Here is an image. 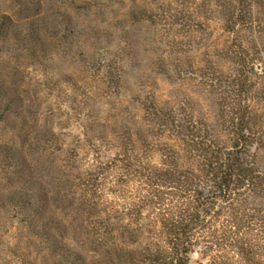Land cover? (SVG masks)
Returning <instances> with one entry per match:
<instances>
[{
  "label": "rangeland",
  "instance_id": "1",
  "mask_svg": "<svg viewBox=\"0 0 264 264\" xmlns=\"http://www.w3.org/2000/svg\"><path fill=\"white\" fill-rule=\"evenodd\" d=\"M217 9L214 0H0V23L7 16L0 26V264H59L53 234H36L32 225L41 230L44 222L53 233V218H78L75 198L85 190L108 202L122 189L130 193L134 184L120 172L87 182L98 161L131 146L155 164L166 147L182 151L173 132L157 133L152 106L204 122L226 143L230 114L248 104L262 131L250 152L264 169V31H244L243 46L257 60L251 89L239 98L232 36ZM10 153L24 163L18 170L34 180L31 191L45 199L48 217L24 222L2 205ZM246 206L263 215L264 196L249 194ZM256 219L246 228L262 244L254 259L235 248L194 247L187 264H264ZM70 235L64 242L79 250Z\"/></svg>",
  "mask_w": 264,
  "mask_h": 264
},
{
  "label": "trees",
  "instance_id": "2",
  "mask_svg": "<svg viewBox=\"0 0 264 264\" xmlns=\"http://www.w3.org/2000/svg\"><path fill=\"white\" fill-rule=\"evenodd\" d=\"M214 1L224 30L232 36L229 57L237 64L232 81L237 82L235 95L241 98V93L251 89L250 75L257 60L243 46L242 38L244 31H264V0ZM4 18L0 26L6 24ZM11 105L12 98L7 99L4 109ZM152 107L157 133L173 132L182 142V151L166 147L155 164L147 157L143 160L131 146L111 160L98 161L86 181L93 186L104 176L120 172L134 184L130 193L122 189L119 200L108 202L85 190L75 198L78 218L68 222L53 218V233L44 222L41 230L32 225V231L53 234L59 264H187L194 247L213 254L235 248L245 259H254L262 244L246 236V228L249 219L257 218L264 231V214L246 204L249 194L264 196V169L250 152L262 132L260 117L256 119L248 104L240 106L228 119V142L220 143L204 122L180 121L172 112ZM11 155L4 157L10 188L1 197L2 205L28 222L45 215V199L34 196V180L23 178L18 169L24 163L12 162ZM182 157L192 166L184 165ZM68 232L79 250L64 242Z\"/></svg>",
  "mask_w": 264,
  "mask_h": 264
}]
</instances>
